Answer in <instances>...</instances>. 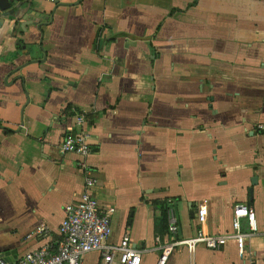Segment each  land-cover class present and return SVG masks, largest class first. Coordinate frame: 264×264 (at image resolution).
<instances>
[{"label":"crops","instance_id":"crops-1","mask_svg":"<svg viewBox=\"0 0 264 264\" xmlns=\"http://www.w3.org/2000/svg\"><path fill=\"white\" fill-rule=\"evenodd\" d=\"M59 3L69 6L44 35L21 43L0 12V255L14 264L60 243L65 206L84 190L80 158L60 145L83 129L93 193L115 208L113 243L129 236L142 264H159L169 241L231 231L242 204L259 225L243 255L234 242L180 247L166 264H264V0ZM165 203L177 237L162 224Z\"/></svg>","mask_w":264,"mask_h":264},{"label":"built area","instance_id":"built-area-1","mask_svg":"<svg viewBox=\"0 0 264 264\" xmlns=\"http://www.w3.org/2000/svg\"><path fill=\"white\" fill-rule=\"evenodd\" d=\"M59 0H51L55 3ZM88 123L85 114L77 117V125L82 127ZM63 155L74 154L80 160L77 167L84 174V190L80 199L65 206L64 219L60 225L61 241L57 247L51 244L27 252L14 264H84L86 255L93 252L100 254L98 264H142L143 251L138 249L129 236H124L119 242L111 241L112 217L114 207L102 208L94 195V190L99 184L95 170L87 163L86 159L91 153L90 135L86 130H81L75 136L67 137L60 145ZM248 223L247 231L244 230L242 220ZM167 234L177 237L179 220L173 205L167 208ZM259 233V225L255 211L245 205L235 206L232 218L231 231L214 235L205 233L201 228L196 235L187 239H174L162 246V255L159 264H166L172 253L184 247L193 254L197 247L202 246L212 252H221L230 242H234L241 255L247 247V240ZM160 242V238H157ZM0 264H12L0 256Z\"/></svg>","mask_w":264,"mask_h":264},{"label":"water","instance_id":"water-1","mask_svg":"<svg viewBox=\"0 0 264 264\" xmlns=\"http://www.w3.org/2000/svg\"><path fill=\"white\" fill-rule=\"evenodd\" d=\"M55 7L50 13H42L33 8L30 0H0V12L3 14H10L14 16L16 24L12 36L17 38V42H24L25 39H31L35 33L44 35V28L51 25L54 20V14L60 5L69 6V4H60L59 1L55 2ZM4 15L0 17V24L4 21ZM22 20V23L20 22ZM21 31V32H20ZM22 33V34H19ZM23 38H22V37ZM42 40L40 41V44ZM257 177L253 178V185L257 183ZM253 190H250L252 194ZM9 253L0 256L7 259ZM8 260V259H7Z\"/></svg>","mask_w":264,"mask_h":264},{"label":"trees","instance_id":"trees-1","mask_svg":"<svg viewBox=\"0 0 264 264\" xmlns=\"http://www.w3.org/2000/svg\"><path fill=\"white\" fill-rule=\"evenodd\" d=\"M264 131V130H263ZM248 207V206H247ZM167 208L168 204H162L161 209H162V224H164L165 228L168 231V222H167Z\"/></svg>","mask_w":264,"mask_h":264},{"label":"flooded vegetation","instance_id":"flooded-vegetation-1","mask_svg":"<svg viewBox=\"0 0 264 264\" xmlns=\"http://www.w3.org/2000/svg\"><path fill=\"white\" fill-rule=\"evenodd\" d=\"M262 44H264V43H262ZM258 45H260V44H258Z\"/></svg>","mask_w":264,"mask_h":264}]
</instances>
